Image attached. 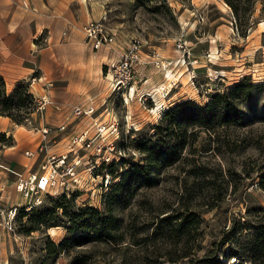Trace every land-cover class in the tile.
Returning a JSON list of instances; mask_svg holds the SVG:
<instances>
[{
    "label": "rangeland",
    "instance_id": "rangeland-1",
    "mask_svg": "<svg viewBox=\"0 0 264 264\" xmlns=\"http://www.w3.org/2000/svg\"><path fill=\"white\" fill-rule=\"evenodd\" d=\"M46 1L49 17L63 18L59 42L78 45L59 52L77 59L71 78L85 93L37 99L21 81L14 118L0 114L11 124L0 156L23 157L26 170L71 146L66 164H77L72 186L35 200L0 167V264H264L249 243L264 224V0L238 14L226 0ZM99 19L112 40L95 47L84 26ZM130 47L133 76L113 88L108 64ZM39 100L48 101L36 109ZM87 105L92 114L72 112ZM98 123L115 127L100 134ZM84 133L90 146L71 143ZM166 213L178 216L173 227L159 222ZM191 219L190 233L178 226ZM184 245L191 254L179 257Z\"/></svg>",
    "mask_w": 264,
    "mask_h": 264
},
{
    "label": "crops",
    "instance_id": "crops-1",
    "mask_svg": "<svg viewBox=\"0 0 264 264\" xmlns=\"http://www.w3.org/2000/svg\"><path fill=\"white\" fill-rule=\"evenodd\" d=\"M48 13L46 0H0V75L5 81L6 92L23 80L28 82L29 91L37 99L73 97L84 92L71 78L79 70L77 59L65 61L59 52L64 47L77 50L78 45L59 42L57 34L63 18L58 16L57 10L51 11L50 17ZM67 65L70 74L64 76ZM8 127H11L10 122H0V129ZM0 157L2 163L16 169H20L24 161L23 157ZM27 157L30 162L31 157ZM4 172L0 169V177Z\"/></svg>",
    "mask_w": 264,
    "mask_h": 264
},
{
    "label": "built area",
    "instance_id": "built-area-1",
    "mask_svg": "<svg viewBox=\"0 0 264 264\" xmlns=\"http://www.w3.org/2000/svg\"><path fill=\"white\" fill-rule=\"evenodd\" d=\"M86 37L92 40L94 46H98L104 42H108L112 40V34H110L107 29L104 27L103 22L99 20H91L86 23L84 26ZM186 43L185 38L180 37L177 41V47L184 48ZM137 47L127 48L124 55L117 61H111L108 64V70L111 71V84L114 87L120 86L121 84H125L129 82L133 76L134 66L137 61ZM48 100H39L36 109L44 107V104ZM95 111L94 107L91 105H87L85 108L80 106H75L72 109V112L75 115H89ZM66 127V124H60L57 126V129L62 130ZM109 127H115V123H111L109 125H105L102 123L97 124V129L100 134L108 131ZM48 127L44 126L41 128V133L44 137L49 132ZM106 129V131H105ZM114 130V129H113ZM105 131V132H104ZM94 141L93 138L87 136V134H75L71 136V143L75 145H79L82 147L83 145L90 146ZM43 146H39L37 149L41 151ZM98 151L95 154L100 155L101 148H97ZM72 152L76 153V149L71 147L64 154H49L45 153L41 158V161L34 168L32 164L26 170L16 169L8 164H4L0 161V167L6 169L8 172H11L14 176V186L16 190L21 191L28 200H35L40 194L42 190H46V193L54 194L59 190H63L67 188L69 185H73L71 182L73 176V165H76L77 162L73 161L66 164V158L68 153ZM25 153L29 156L35 157L37 155V151L26 150ZM78 158V155L76 156ZM4 184V183H3ZM4 185H0V191L4 188ZM46 188V189H45Z\"/></svg>",
    "mask_w": 264,
    "mask_h": 264
},
{
    "label": "trees",
    "instance_id": "trees-1",
    "mask_svg": "<svg viewBox=\"0 0 264 264\" xmlns=\"http://www.w3.org/2000/svg\"><path fill=\"white\" fill-rule=\"evenodd\" d=\"M226 1L228 2V4H230V6L234 10V12L237 14L239 13V10L244 11V10L248 9L247 5L246 6L242 5L243 3L246 2L245 0H226ZM253 1L254 0H251V2H253ZM19 83H17V84H19ZM20 88H23V87L18 86L16 89L14 88L15 90L13 91V93L10 95H7L6 90H5V81H4L3 77L0 75V114L8 115L11 118H14L12 116L10 110H8V109L12 106L13 107H19L22 104L23 99L21 97H19V99H18V96H19L18 90ZM23 89L25 91H27L26 88H23ZM30 93H28V95H32V93L31 94ZM220 98H222L221 94L214 95L211 99L212 101L209 103L210 105H208L205 110H209L212 105H214L215 103H218ZM227 113H228L227 105L222 106L219 115L222 117L223 122L227 121V119H226ZM174 160H175V157H173V156H170V158H167V162H172ZM124 177H125V174L122 175L119 180L124 181ZM261 183L264 186V181L263 182L261 181ZM194 215L195 214H191L190 216H194ZM41 216H43V214ZM177 217L178 216H175L172 213H166L163 216L159 217V222L160 223H167L168 225H170V227H173L172 221L174 219H177ZM40 221H44V219H42ZM192 222H193L192 219L187 220L186 222L178 223V226L179 227L180 226L181 227H188L185 231L187 233H190ZM239 223H242V222H239ZM252 228H253V230L251 232V239L249 242L251 245V250L253 249L252 251L256 254H258L260 252L263 253L264 252V224H262V225L254 224L252 226ZM187 240H189V239H186L185 243L187 242ZM179 249L180 250L183 249L178 254L179 257H186V256H189L191 254V248H188L186 245H184L183 247H180ZM207 264H209V263H207ZM251 264H262V263H260V262L256 263V261H253Z\"/></svg>",
    "mask_w": 264,
    "mask_h": 264
},
{
    "label": "bare ground",
    "instance_id": "bare-ground-1",
    "mask_svg": "<svg viewBox=\"0 0 264 264\" xmlns=\"http://www.w3.org/2000/svg\"><path fill=\"white\" fill-rule=\"evenodd\" d=\"M224 3V2H223ZM225 4V3H224Z\"/></svg>",
    "mask_w": 264,
    "mask_h": 264
}]
</instances>
